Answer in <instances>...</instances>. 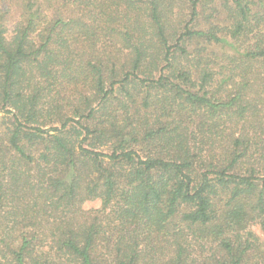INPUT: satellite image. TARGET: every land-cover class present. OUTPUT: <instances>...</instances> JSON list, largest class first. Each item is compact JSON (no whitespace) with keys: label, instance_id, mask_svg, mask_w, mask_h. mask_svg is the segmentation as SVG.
I'll use <instances>...</instances> for the list:
<instances>
[{"label":"trees","instance_id":"obj_1","mask_svg":"<svg viewBox=\"0 0 264 264\" xmlns=\"http://www.w3.org/2000/svg\"><path fill=\"white\" fill-rule=\"evenodd\" d=\"M13 1L0 264H264V0Z\"/></svg>","mask_w":264,"mask_h":264},{"label":"rangeland","instance_id":"obj_2","mask_svg":"<svg viewBox=\"0 0 264 264\" xmlns=\"http://www.w3.org/2000/svg\"><path fill=\"white\" fill-rule=\"evenodd\" d=\"M21 7L19 5V1H13L11 3V11L9 15L7 16V19L9 21V24H14L17 22L21 17ZM225 51H230L229 48H226ZM11 117L10 115H0V131L4 130L7 127V124L9 123ZM102 206V202L100 199L89 201L84 205V209L86 210H96L100 209ZM254 232L259 236L260 239V245L261 248L264 250V232L259 227H253Z\"/></svg>","mask_w":264,"mask_h":264}]
</instances>
